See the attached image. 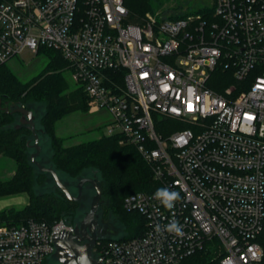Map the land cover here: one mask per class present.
<instances>
[{"label": "built area", "instance_id": "built-area-1", "mask_svg": "<svg viewBox=\"0 0 264 264\" xmlns=\"http://www.w3.org/2000/svg\"><path fill=\"white\" fill-rule=\"evenodd\" d=\"M213 11L133 22L125 0H0V66L25 50L61 52L90 106L112 116L151 165L154 192L124 208L146 232L97 241L102 264H264V0H213ZM124 72V86L117 76ZM215 87H222L218 91ZM178 222L182 236L166 226ZM64 220L0 224V264H48ZM53 256V255H52Z\"/></svg>", "mask_w": 264, "mask_h": 264}, {"label": "trees", "instance_id": "trees-1", "mask_svg": "<svg viewBox=\"0 0 264 264\" xmlns=\"http://www.w3.org/2000/svg\"><path fill=\"white\" fill-rule=\"evenodd\" d=\"M152 2L153 0H125L133 22L154 11ZM205 11H213V8L206 6L193 14ZM187 15L188 13L175 15L171 19ZM40 53L45 54L48 64L40 74L28 81L22 80L7 65L8 62L0 66V155L12 158L17 165L10 179H0V198L28 195V202L23 208L0 211V224L20 225L29 220L53 224L55 221L64 220L75 226L73 219L81 199L69 200L56 184L54 190L35 193V185L39 180L35 172L37 166L28 156V139L30 135H34L30 127L21 122L22 119L18 120L21 113L12 114L6 110L20 106L32 110V106L42 105L45 112L40 122L51 141L53 169L58 175L61 172L70 178H78L84 172L94 170L102 191L98 210L104 218L114 216L122 229L119 237L101 236L98 241L128 240L143 235L147 228L145 217L138 212L126 210L124 200L134 193L160 189L151 165L135 146L123 141L124 137L121 135H101L88 142L67 145V138L57 134L56 124L73 112L89 110V99L78 84L75 88L70 87L63 74L70 70V64L60 51L41 48L37 54ZM117 77L121 86H124V72ZM215 89L223 90L222 87ZM17 120L19 125L16 126ZM46 175L51 176L50 173L40 171L39 177L44 178ZM210 263L204 255H198L186 262Z\"/></svg>", "mask_w": 264, "mask_h": 264}, {"label": "rangeland", "instance_id": "rangeland-1", "mask_svg": "<svg viewBox=\"0 0 264 264\" xmlns=\"http://www.w3.org/2000/svg\"><path fill=\"white\" fill-rule=\"evenodd\" d=\"M212 2L213 0H153L152 4L154 11L150 13L157 15L159 18H172V16L186 13L190 15L197 10L205 8L207 5H211ZM47 64L48 59L45 54H34L29 50H25L20 56L13 58L7 63V65L24 81H28L40 74L46 68ZM63 74L71 88L77 87V83L73 78L71 70H66ZM30 111L33 112L36 131L39 136L40 153L36 160L45 167L53 168L51 163V141L46 135L40 122V119L45 112L44 107L42 105L32 106V110ZM19 119H25V116L22 115L18 117V120ZM18 120L15 123L16 126L19 125ZM111 121L112 116L107 109L91 106L87 111H76L62 118L56 124V132L59 136L67 138V145H75L94 140L101 135H107L108 125ZM28 142V156L31 158V155L36 152L35 138L30 135ZM16 167V162L12 158L0 155L1 180L10 179L14 174ZM35 172L37 178H39L35 185V193L40 194L55 189L54 180L50 175L40 178V171L36 167ZM59 175L61 181L68 187L74 196L78 195V184L82 178L97 179V177H95L97 173L94 172V170H88L78 178H70L68 175L61 172ZM95 194V188L91 184L85 183L83 185V196L80 200V207L73 219L75 227L76 224L77 227H79L81 222L85 219L86 214L90 210L91 202ZM27 202V194L2 197L0 198V211L9 208L21 209ZM96 219L97 227L101 230V236L119 237L122 234V229L114 216L110 215L108 218H104L102 217L100 210H98ZM69 220L72 219L69 217ZM48 264H60V262L57 258L52 256L49 259Z\"/></svg>", "mask_w": 264, "mask_h": 264}, {"label": "water", "instance_id": "water-1", "mask_svg": "<svg viewBox=\"0 0 264 264\" xmlns=\"http://www.w3.org/2000/svg\"><path fill=\"white\" fill-rule=\"evenodd\" d=\"M9 113H21L25 116L21 122L27 124L35 138L36 152L31 155V161L37 168L46 173H50L53 177L57 187L65 194V196L72 201H79L83 195V185L90 183L96 191L92 199L89 212L86 214L85 219L81 222L80 226L75 227V232L71 234L69 231L62 230L60 233L53 234V243L56 244V251L52 254L58 259L60 264H102L93 258V249L99 240L96 226H97V212L99 203L102 197L101 187L96 178H82L78 184V195L74 196L68 187L61 181L56 170L50 167L43 166L36 160L40 153L39 136L36 131L33 112L25 107H16L13 110L6 108ZM101 231V230H100ZM88 240L87 244H81V241ZM51 255V257H52Z\"/></svg>", "mask_w": 264, "mask_h": 264}, {"label": "clouds", "instance_id": "clouds-1", "mask_svg": "<svg viewBox=\"0 0 264 264\" xmlns=\"http://www.w3.org/2000/svg\"><path fill=\"white\" fill-rule=\"evenodd\" d=\"M155 198L160 200L162 204L171 209L174 206V202L180 199L179 193L176 191H171L167 188L158 189L155 194ZM168 232L175 233L177 236H182L183 232L178 222L173 221L166 226Z\"/></svg>", "mask_w": 264, "mask_h": 264}, {"label": "flooded vegetation", "instance_id": "flooded-vegetation-1", "mask_svg": "<svg viewBox=\"0 0 264 264\" xmlns=\"http://www.w3.org/2000/svg\"><path fill=\"white\" fill-rule=\"evenodd\" d=\"M96 232H97L98 238H100L101 237V231L98 229L97 226H96ZM80 243L81 244H87L88 240L81 241Z\"/></svg>", "mask_w": 264, "mask_h": 264}]
</instances>
